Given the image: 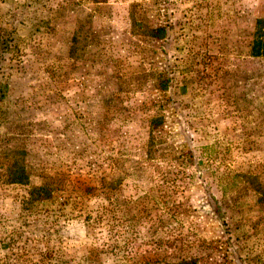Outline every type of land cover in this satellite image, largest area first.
Returning a JSON list of instances; mask_svg holds the SVG:
<instances>
[{"label": "rangeland", "instance_id": "374dc122", "mask_svg": "<svg viewBox=\"0 0 264 264\" xmlns=\"http://www.w3.org/2000/svg\"><path fill=\"white\" fill-rule=\"evenodd\" d=\"M260 31L264 0H0V264H264Z\"/></svg>", "mask_w": 264, "mask_h": 264}, {"label": "trees", "instance_id": "16d2710c", "mask_svg": "<svg viewBox=\"0 0 264 264\" xmlns=\"http://www.w3.org/2000/svg\"><path fill=\"white\" fill-rule=\"evenodd\" d=\"M257 36V39L252 43L251 55L253 57H264V32L260 31ZM32 193V196H35L33 198L35 201L47 200L50 198L48 196L51 195L48 189L43 187L37 188L36 192L33 191Z\"/></svg>", "mask_w": 264, "mask_h": 264}]
</instances>
